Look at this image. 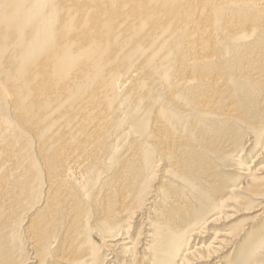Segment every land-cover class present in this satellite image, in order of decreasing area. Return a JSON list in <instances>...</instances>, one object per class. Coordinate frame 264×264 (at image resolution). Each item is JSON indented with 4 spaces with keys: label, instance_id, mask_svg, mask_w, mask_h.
<instances>
[{
    "label": "bare ground",
    "instance_id": "6f19581e",
    "mask_svg": "<svg viewBox=\"0 0 264 264\" xmlns=\"http://www.w3.org/2000/svg\"><path fill=\"white\" fill-rule=\"evenodd\" d=\"M238 127L264 152V0H0V264H98L142 209V261L226 264L241 236L203 239Z\"/></svg>",
    "mask_w": 264,
    "mask_h": 264
},
{
    "label": "rangeland",
    "instance_id": "374dc122",
    "mask_svg": "<svg viewBox=\"0 0 264 264\" xmlns=\"http://www.w3.org/2000/svg\"><path fill=\"white\" fill-rule=\"evenodd\" d=\"M190 26V25H188ZM239 128V143L237 145L238 151H242L244 149L243 156L241 158L232 157L226 163L225 169L217 170L215 173L217 174V183L220 192H223V195L228 196V188L229 187H238L240 188L238 192L234 194V198L237 200H233L228 202L224 208L220 211L219 221L215 222L210 226L209 235L203 239V245L205 246L206 251L209 250V247L212 246V241L214 238H220L224 235H229L230 238H235L238 234L241 236L240 240H235L234 244H236V250L229 257V253L232 250H229L222 257L226 264H264V246H258L260 242H264V216L260 218L253 219V216L257 214L254 211L255 205L253 206V210L251 206H247V199H238L242 197H250L249 193L245 191L249 183H247L246 179H244L245 172L243 171L245 168H248L252 160L255 156L260 154L262 151L260 146H257L251 139L249 142L248 136L243 132L242 128ZM262 139V138H260ZM260 141V140H259ZM262 157L258 159L257 162L254 163L256 165V170L260 166L264 165V152H262ZM157 158H153L154 163L152 165L156 167L159 165L157 163ZM138 165H140L138 163ZM149 164L146 163L145 166ZM161 169L162 164L155 168V181L153 182L154 186H159L161 180ZM250 169H252L250 167ZM151 170V169H150ZM148 171L149 175H151V171ZM223 170V171H222ZM160 172V173H159ZM249 194V195H248ZM188 199L184 200V204H187L188 200L191 199V196H187ZM240 201L239 203H236ZM195 203V201L193 200ZM245 204L244 207H239L240 204ZM195 207V212L198 216H202L204 218V211ZM142 211L140 215L134 217L129 223V227L131 229L129 231V239L127 242H130V245H125V240L112 238L108 245L113 244L114 247L112 249L104 248L106 242L102 240L98 235L94 236L92 241H87L86 245H92L95 250H98V264H128L130 261H134L137 264H147L144 260L142 261V257L144 258V252H146L148 246L144 245L146 243V239H144L145 234L147 233V225L141 219V214H144ZM254 211V212H253ZM253 212V213H252ZM209 216H206L204 219L207 220ZM144 223H143V222ZM145 224V225H144ZM140 233V238L137 239V235ZM137 239V241H136ZM264 244V243H263ZM188 251H192V244L189 245ZM107 257H104L106 256ZM163 255L166 256V253ZM205 258L204 260H206ZM214 261H203L202 263H195L192 261V264H213Z\"/></svg>",
    "mask_w": 264,
    "mask_h": 264
}]
</instances>
